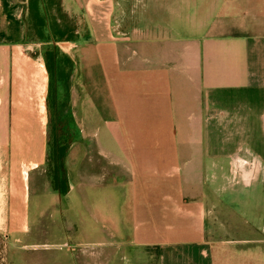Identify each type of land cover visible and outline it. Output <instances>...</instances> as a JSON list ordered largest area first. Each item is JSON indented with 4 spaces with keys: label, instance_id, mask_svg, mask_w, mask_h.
<instances>
[{
    "label": "crops",
    "instance_id": "1",
    "mask_svg": "<svg viewBox=\"0 0 264 264\" xmlns=\"http://www.w3.org/2000/svg\"><path fill=\"white\" fill-rule=\"evenodd\" d=\"M152 3L126 32L115 0H0V264H263L264 0ZM47 36L73 58L85 138L65 194L106 240L28 236L29 178L47 162Z\"/></svg>",
    "mask_w": 264,
    "mask_h": 264
},
{
    "label": "rangeland",
    "instance_id": "2",
    "mask_svg": "<svg viewBox=\"0 0 264 264\" xmlns=\"http://www.w3.org/2000/svg\"><path fill=\"white\" fill-rule=\"evenodd\" d=\"M115 1L120 3V8L117 14L122 16L120 21L122 22L121 30L126 32L132 30L133 27L142 31L145 24V12L150 10L158 11L160 6L158 3H152L151 5L148 4L149 0H146V2H144V0ZM57 38L61 39V37L51 36L40 37L42 40L40 42L43 44L42 52L50 73V81L45 93L48 118V124L46 126L47 162L40 168V170H38L43 178L45 177L44 179L37 176L36 172L32 173L29 178V185L27 187V202L29 206L27 208L29 210V225L31 229L28 231V236L32 241L36 239L41 242H45V239L47 240L46 242H48L54 238L66 239L67 237L78 239L80 241H96V239L106 240V233L108 231L107 227L101 229L100 224L97 223L96 225L90 217L88 218L89 221L86 226L81 224L80 216L82 213L80 212L79 197L72 194V200L69 204L67 195L65 194V192L68 193L69 191V169L66 167V161L71 155L72 149L75 146L77 147L73 151V153H75V151L78 150L80 142L85 141V138L83 139V133H81L79 116L75 115V108H78L79 88L78 85H73L71 78L73 69L71 68L72 64L70 61H72L73 58L66 55L63 51L64 48L56 44L58 43ZM138 41H133V45H137L139 43ZM71 98L73 99L71 100ZM42 142V144H44V141ZM43 148H38L40 156ZM30 158V155L25 156L26 160H29ZM99 167L101 171H104L106 174L108 173L105 165L100 163ZM250 170L251 169L248 167V171ZM232 181H234V179H232ZM257 189L259 194H257L256 198L258 202L260 200L259 204H262V213H259L258 211L259 219L260 215L263 214L264 216V188L263 190L261 188ZM59 193H62V195ZM49 201H52L54 205H49ZM37 203L40 204L41 207H45L43 208V211L38 212L36 210ZM246 204L249 207L254 206V197H248V200L241 202V205L245 206ZM258 207H260V205H258ZM48 208H50V210H48ZM246 208L247 210H250L248 207ZM260 208H258V210H261ZM248 212L249 216L251 215L253 219H255L254 213H251L252 211ZM172 230L174 229H169V231ZM247 249L248 253L254 252L252 246ZM243 250L242 248L238 249V251H242V256L246 254ZM233 251H235V249H233L232 252ZM257 252H259V261L262 260L264 264V251L260 253V250H258ZM21 254L25 259L27 258L29 260V263H32V258H38V255L42 254V252H28L25 254L24 252H21ZM89 256L87 257L86 262L88 261V264H93V261ZM233 257L234 254L231 253V259H234ZM111 263L112 260L110 264Z\"/></svg>",
    "mask_w": 264,
    "mask_h": 264
}]
</instances>
